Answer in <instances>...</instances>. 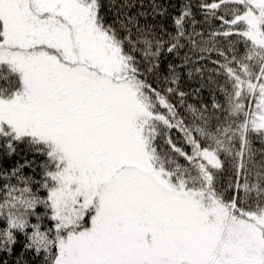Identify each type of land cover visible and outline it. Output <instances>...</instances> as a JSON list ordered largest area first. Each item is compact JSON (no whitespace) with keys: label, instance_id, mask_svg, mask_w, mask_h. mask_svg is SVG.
<instances>
[{"label":"snow or ice","instance_id":"obj_1","mask_svg":"<svg viewBox=\"0 0 264 264\" xmlns=\"http://www.w3.org/2000/svg\"><path fill=\"white\" fill-rule=\"evenodd\" d=\"M0 264H264V0H0Z\"/></svg>","mask_w":264,"mask_h":264}]
</instances>
